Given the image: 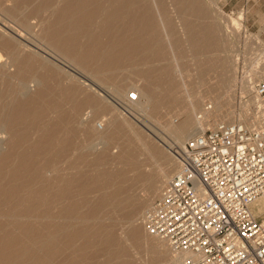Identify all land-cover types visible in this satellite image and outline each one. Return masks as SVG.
Listing matches in <instances>:
<instances>
[{"label":"bare ground","instance_id":"obj_1","mask_svg":"<svg viewBox=\"0 0 264 264\" xmlns=\"http://www.w3.org/2000/svg\"><path fill=\"white\" fill-rule=\"evenodd\" d=\"M169 4L186 25L181 40L190 54H212L197 66L200 78L214 69L221 79L210 89L213 109L203 101L208 94H200L205 87L195 92L178 63L187 54L183 41L170 38L174 65L168 58L160 27L168 38ZM194 15L205 27L192 24ZM207 19L201 0H0V264L133 263L130 247L149 239L143 215L179 171L185 142L235 118L227 88L238 75L239 58H220L225 43ZM48 49L97 78L117 82L109 85L117 97L126 99L136 88L137 99L128 104L156 119L162 126L158 137L166 142L170 137L178 157L167 156L135 121L94 95L100 90L94 82L60 70ZM123 68L145 76L148 86L130 85V79L124 84L125 78L119 84ZM175 112L183 115L180 122L169 120ZM99 114L105 116L101 123ZM118 139L123 141L114 157L104 150L87 154L96 140L108 145ZM155 164L158 169H148ZM138 185L145 191L136 201ZM119 215L128 225L123 238L115 230ZM156 238L150 241L154 262L179 264L167 242Z\"/></svg>","mask_w":264,"mask_h":264},{"label":"built area","instance_id":"obj_2","mask_svg":"<svg viewBox=\"0 0 264 264\" xmlns=\"http://www.w3.org/2000/svg\"><path fill=\"white\" fill-rule=\"evenodd\" d=\"M236 91L237 118L185 142L179 171L143 215L179 264H264V220L252 210L264 195V50L242 61Z\"/></svg>","mask_w":264,"mask_h":264},{"label":"rangeland","instance_id":"obj_3","mask_svg":"<svg viewBox=\"0 0 264 264\" xmlns=\"http://www.w3.org/2000/svg\"><path fill=\"white\" fill-rule=\"evenodd\" d=\"M201 2L203 3V5L205 7V11L207 12V18H209V20L207 19L208 21H206V22H210V20H211V22H214V24L216 25V27L218 29L217 32H218L220 38L222 39V42L225 43L223 45L224 50L222 52H219V56H222L220 58H225V56H228L225 58V60L230 61V62H231L233 57L239 58L238 59L239 60V62H238L239 71L237 69V72H236L238 75L236 74L237 76L235 77V79L233 78L231 80V83H229L230 86L227 88V93L232 94L231 95L232 99L230 98L227 106H229L234 111L233 112V113H235L234 119H236L239 111L241 110L239 103H238L239 94L236 91V85H237L238 80H239L242 61L247 59V56H249L251 52L264 50V0H212V2H210V0H201ZM169 6H168L167 15H168L169 19L171 20V22H170V24H168L167 28L169 30L168 33H170L169 34L170 36H168V38L166 37V30H165L166 28L164 25L161 26L160 29H161V36L163 37L164 44L167 47L166 50L168 52V58L171 57L172 59L170 58L169 60L173 62V53L171 52L172 47L169 46L170 42L172 43V41L174 42L176 39H179L180 41L185 40V38H186V33H185L186 25L183 22V19L181 17L179 9L176 7H173V5H170V4H169ZM214 6H218V8H219V10H221V12H218ZM232 18H234L235 21L238 22V24L236 22H233L232 20H230ZM191 20H192V24L195 27H197V28L205 27V21L200 16L194 15L191 18ZM225 30H227V31L225 32ZM170 38L172 41H170ZM182 38H183V40H181ZM105 39H106V37H105ZM182 44L183 45H181V47H182V49L187 50V54L184 56L183 59H180L178 63H179V65L181 64L180 66H182L185 69V73H186L185 77L187 76L186 78H189V84H190V86H192L194 88L193 90H195V92L200 93V91L203 90V88L205 87L204 90L200 94H203V93L205 94V92H206L208 95H205L206 97L203 99V101L206 104L204 102H202L201 106L203 107L204 104L207 105L209 103L212 105L213 104V102H212L213 101V96H212L213 86L215 87L221 79L218 80L219 74L214 69H213L214 72L211 71L212 69L211 70L209 69L211 71V73H209V71L206 70V72L204 73L205 75H203L202 78H200V76H199L200 72L198 73V71H200V70L197 66L198 64L201 63V60L202 61L205 60L206 62L210 61V59L213 58L212 54H211V58H210V55L207 56L208 59H207L206 55L193 56L190 54V52L188 50V45L186 43H184V41L182 42ZM47 52L52 54V56L49 58L53 59L55 61V63L57 62L56 64H57V66L59 65L58 67H60V70H61V66H62L63 71H66L67 73L70 72V74H77L78 76L81 77V80L88 78V80H91L92 82H94L96 85H98L100 87V90L97 89V93H100V91H101V93L97 94V93H95L96 91H93L92 89L84 88L85 87L84 85H83L84 87H81V89L83 88V90H88V91L90 90L89 92H91V93L93 91V94L97 95V97H99V98L101 96V98H104V101L107 102L108 106H110V108L112 107V105L116 106V108H118V111H121V113H124L125 116H127V118L130 119L132 122L135 121V125H137V124L139 125V126L137 125V127H139L143 131V133L146 137H147V134H148L149 138H151V136H152L153 142H155L159 146H161L162 149L165 147L163 149V151L165 154L168 153V154H166L167 156L174 157L175 155H177V157H178L179 154L176 153L173 150V148L171 147V144H170L172 142L171 138L166 136L169 139V142H170L169 143V142L162 140V138H160V136L158 137V135H159L158 132L161 131L162 126H160V124L156 121V119H154L150 115L146 114L141 108L135 106L133 103L128 104V102H127L128 98L124 99L121 97H117L113 94V91L111 90L110 87L113 86L114 84L116 85L117 82L116 83L106 82L105 76L103 77V79H100L99 77L97 78L94 75L86 72L83 68H79V66L76 65L70 59H68L66 57L64 58V56L56 54L57 52H55L51 49H48ZM213 56L215 57L214 54H213ZM172 64L174 65V62ZM199 67H200V65H199ZM207 71H208V73H207ZM212 73H214V74H212ZM117 75L119 77L117 76L116 78H120L119 80H116V81H119L118 82L119 84H121L120 83L121 79L123 80L124 78H125V80H123V81H125L124 84L128 82V81H126V79H130V81H131V84L129 83L130 85L138 84L141 87H143L145 85L148 86V84H149L147 82L145 76H142L141 74L135 73V71L134 70L132 71L131 68L130 69L129 68H127V69L123 68L122 70H119ZM212 75L213 76L215 75V76L213 77ZM216 75H217V80L215 81V79H213V78H216ZM198 77H199V79H202V80H199ZM177 78L180 81V77H177ZM123 81H122L121 85H123ZM215 82H217V83L215 84ZM74 83H75V81H74ZM219 84H220V82L218 83V85ZM109 85H110V87H109ZM200 85L203 88L200 87ZM151 86H152V88H154L156 90V92H158L159 96L163 95L162 91L160 89H158L156 85H151ZM207 88H209V89H207ZM211 88H212V90H211L212 94H210ZM206 89L208 92L206 91ZM129 91L130 92L127 93V96L131 92H137V89L134 87H131L129 89ZM227 101H228V99H227ZM109 103H111V105ZM125 108L128 109L130 112H132L133 115L126 112ZM213 108H214V106L212 107V109ZM109 113L107 114L108 117L110 116ZM177 113L176 112L174 114L172 113L173 117L170 116L169 120H171V118L175 117L176 120L178 119L176 121V123L178 121L180 122L183 119V115L179 114V116H177ZM102 117H105V116H102V114L101 115L99 114V117L96 118V120L100 122ZM143 123H144V125H143ZM211 123H214V119L211 120ZM98 125H99V123H98ZM128 132H129V130H128ZM130 136H131V134H130ZM152 138H151V140H152ZM118 140H114L113 142L116 141L115 143H110L108 145H104L99 140H96L94 143L96 145H94V147L92 149L88 148V151L86 149L87 154H89L90 157H93V156L99 155V153H101L104 150L105 153L108 151L107 153H109L111 155V156H109V155H107V156L114 157V155L119 153V146H118L119 143L118 142L123 141V140H119V141ZM95 146H97V148ZM101 146H102V149H101ZM106 147L108 148V150H106ZM95 153H97V154H95ZM142 157H144V156H141V158ZM108 165H110V164H108ZM162 165H160V166H162ZM158 167L159 166H156V164H155L152 167H148V169L152 168V171H155V169H158ZM147 171H149V170H147ZM138 186H139V188H137ZM138 186L136 187V189L135 188L133 189V191L135 193L134 194V196H135L134 200L136 199V201H139L138 199L143 195V193L145 191L144 186L143 187H140L141 185H138ZM263 200H264V197H263ZM262 207H263V212L261 214H257V213H255V214L259 217V219L264 220V202L262 203ZM253 210H254V208H253ZM254 212H255V210H254ZM121 217L122 216H120V219L117 218L116 225L117 224L118 225H117V228L115 225V230H116V235L118 237L120 236L123 238V235H124L123 231L126 230L128 225H127V222H125V220L122 219ZM150 237L153 238L154 236L152 237L151 235H149L147 238H149L150 240L148 239L147 240L148 242L142 241L140 243L141 246H139V247H138V245H135L136 248L138 247V249H135L134 245L130 247L129 252L132 253V256H133V257L131 256L132 261H133L132 264H160V263L154 262L155 261V257H154L155 253L152 251L151 244H150V241L154 240V239H151ZM156 239H160V238H156ZM130 242H131V240H129L128 242H126L124 240L122 241L123 245L127 244V246L130 245ZM133 253H134V255H133ZM153 254H154V256H153ZM98 258L94 259V260L97 261ZM163 264H166V262Z\"/></svg>","mask_w":264,"mask_h":264},{"label":"crops","instance_id":"obj_4","mask_svg":"<svg viewBox=\"0 0 264 264\" xmlns=\"http://www.w3.org/2000/svg\"><path fill=\"white\" fill-rule=\"evenodd\" d=\"M264 202V200H263V197L262 198H260L258 201H256L253 205V208H254V210H255V213H257V214H261V213H259L258 212V209L261 207V205H262V203Z\"/></svg>","mask_w":264,"mask_h":264}]
</instances>
